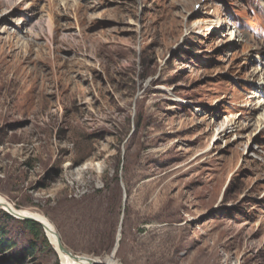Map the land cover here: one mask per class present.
I'll list each match as a JSON object with an SVG mask.
<instances>
[{"label":"rangeland","instance_id":"374dc122","mask_svg":"<svg viewBox=\"0 0 264 264\" xmlns=\"http://www.w3.org/2000/svg\"><path fill=\"white\" fill-rule=\"evenodd\" d=\"M263 73L264 0H0V196L75 255L264 264ZM3 212L0 264H61Z\"/></svg>","mask_w":264,"mask_h":264},{"label":"bare ground","instance_id":"6f19581e","mask_svg":"<svg viewBox=\"0 0 264 264\" xmlns=\"http://www.w3.org/2000/svg\"><path fill=\"white\" fill-rule=\"evenodd\" d=\"M263 6V5H262ZM263 78H259V81H263L264 79V73H263ZM259 103V102H258ZM257 103V104H258ZM259 108H263L264 107V101H260V103L258 104ZM198 112V111H196ZM230 123V122H229ZM229 123L225 124V122L222 124V128H230ZM235 125V124H234ZM0 207L7 211H12L14 215H18V216H26V217H32L35 220H37L40 224H42L43 228L45 230L44 234L47 237V239L49 240L50 244L52 245V247L54 248V250L57 252L58 254V258L61 264H88L86 261H76L73 260L70 256L66 255L65 253L61 252L58 248V240H59V236L58 233L56 232L54 226L42 215L39 214H35V213H31L29 211H19L16 210L15 207H13L12 205H10L6 199H4L2 196H0ZM105 262H108L109 264H115L114 263V257L111 255L109 257H106Z\"/></svg>","mask_w":264,"mask_h":264},{"label":"trees","instance_id":"16d2710c","mask_svg":"<svg viewBox=\"0 0 264 264\" xmlns=\"http://www.w3.org/2000/svg\"><path fill=\"white\" fill-rule=\"evenodd\" d=\"M2 219H3L4 224H5L4 227L6 226V224L20 223L31 234L33 240H36L39 237L40 227L36 223L30 222V221H23V220L15 219L14 217H12L9 214L4 213V212L2 213ZM4 234H5V232L3 231V228H0V250L8 248L9 243L10 244L12 243V242L6 243L5 240H3ZM33 250H34V248H33Z\"/></svg>","mask_w":264,"mask_h":264},{"label":"water","instance_id":"95a60500","mask_svg":"<svg viewBox=\"0 0 264 264\" xmlns=\"http://www.w3.org/2000/svg\"><path fill=\"white\" fill-rule=\"evenodd\" d=\"M5 211V210H4ZM6 213H8L9 215H11L12 217L18 219V220H23V221H30V222H33V223H36L37 225H39L43 230H45L42 226V224H40L37 220H35L34 218L32 217H26V216H18V215H14L12 211H7ZM117 247H118V244L115 246V249H114V252L112 254V256L114 257L115 255V252L117 250ZM57 248L65 253L66 255L70 256L73 260H76V261H79V262H82V261H86L88 264H109L108 262H104L100 259H93V258H90V257H87V256H81V255H75L73 254L72 252H70L68 249H66L60 239L58 240V245H57Z\"/></svg>","mask_w":264,"mask_h":264}]
</instances>
